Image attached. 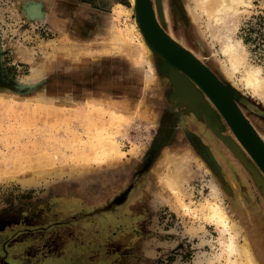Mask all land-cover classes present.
<instances>
[{
  "label": "rangeland",
  "instance_id": "rangeland-1",
  "mask_svg": "<svg viewBox=\"0 0 264 264\" xmlns=\"http://www.w3.org/2000/svg\"><path fill=\"white\" fill-rule=\"evenodd\" d=\"M162 2L166 29L232 87L264 138V94L229 69L199 2ZM238 7L233 37L264 73V0ZM258 16L263 34L244 29ZM141 40L133 0H0V231L10 229L14 245L45 227L31 237L39 245L28 255L33 264H230L244 233L255 244L264 232L258 166L199 89L251 170L220 136L243 173L233 179L215 169L178 128L149 156L160 128H173L168 111L183 102L160 54L140 53ZM211 204L232 227L210 217Z\"/></svg>",
  "mask_w": 264,
  "mask_h": 264
},
{
  "label": "bare ground",
  "instance_id": "bare-ground-1",
  "mask_svg": "<svg viewBox=\"0 0 264 264\" xmlns=\"http://www.w3.org/2000/svg\"><path fill=\"white\" fill-rule=\"evenodd\" d=\"M155 1H156L155 5L154 3H152V10H153L156 22L171 38L175 40L176 39L174 37L175 34L173 35L170 31L166 29L165 27L166 21L162 19V16H161L162 8H163L162 0H155ZM197 1L199 2L201 6L202 11L206 13L207 15L208 24L214 25V27L212 28L213 30L212 34L220 41V48H221V51L227 57V61L229 63V69L232 72H234V74L235 72L240 71L241 79L244 81V84L247 87L252 88L254 92L262 93L261 95L263 97L264 73L262 72V68L260 65L251 64L246 61V53H245V50H244V47L241 41L233 37V33L237 27V21H238V11H239L238 4L244 0H197ZM133 3L135 5L137 3V0H133ZM122 5L123 4H119L120 7ZM32 9L35 12L39 11V7L36 5L32 6ZM124 29L126 32L130 30V28H124ZM124 29H123V32H124ZM149 42L150 40L148 39V37L145 39L143 37V40H141L140 42V51H141L140 53L141 54H147L153 49L152 45ZM196 57L201 62H203L199 58V56H196ZM166 67L167 69L169 68L168 66ZM209 68L216 75V77L222 82L223 78L222 79L220 78L216 70L212 69L210 66ZM171 71H172V76H173L172 82L175 87L173 90L174 96H177L178 98H180V101L183 102V104L186 105L188 108L190 107L191 109H194V111L199 113L200 115H204L210 124L211 123L212 124L221 123L219 122L220 119H219L218 114L215 113V111L211 109V107L209 106V101L206 98L204 99L202 95L199 94L198 88L194 86L192 79L185 73H181L179 71L177 72L175 68H172ZM234 90L236 91V89ZM233 95L235 96V94L232 91V97ZM237 104L241 112L248 119L242 107L239 105L238 102ZM254 128L256 129L255 126ZM256 132L258 133V135H260V138L264 141V138L261 136L258 129H256ZM254 179L259 189L261 190L262 194L264 195V177L260 174L258 170L254 172ZM209 215L212 219L222 222L226 227L228 228L232 227V224L226 212L218 204L210 205ZM229 245L232 249L234 250L236 249V245L233 240H231ZM258 251L264 258V233L263 231H259V233L255 235V244L252 242L249 235L247 233H244L243 251L240 253L239 258L235 260L233 259L230 264H263L261 262L263 258L259 255Z\"/></svg>",
  "mask_w": 264,
  "mask_h": 264
},
{
  "label": "water",
  "instance_id": "water-1",
  "mask_svg": "<svg viewBox=\"0 0 264 264\" xmlns=\"http://www.w3.org/2000/svg\"><path fill=\"white\" fill-rule=\"evenodd\" d=\"M152 3V0H137V3L134 5V10L136 22L140 27L144 39L148 37L150 40L149 43L153 48L151 51L160 54L163 58L160 65L161 69L168 73L171 81H173L172 68H175L177 72L187 74L195 86L205 93L208 98L210 97L211 103L217 108L219 114L227 122L232 132L239 139L245 150L251 155L258 167L248 164L241 149L232 138L220 133L216 127L211 128L242 158L247 167H255L258 171L264 173V141L256 132L254 125L249 122L250 120L239 109L235 96L233 95L232 97V87L224 81L221 82L209 66L196 57L197 55L195 53L187 47V49L184 48V45L177 39L174 40L171 38L158 25L152 10ZM33 5L41 8V3L32 4L30 10L33 13H35L32 9ZM166 66L169 68L167 69Z\"/></svg>",
  "mask_w": 264,
  "mask_h": 264
},
{
  "label": "flooded vegetation",
  "instance_id": "flooded-vegetation-1",
  "mask_svg": "<svg viewBox=\"0 0 264 264\" xmlns=\"http://www.w3.org/2000/svg\"><path fill=\"white\" fill-rule=\"evenodd\" d=\"M171 92L173 91L171 90ZM204 98L206 97L204 96ZM170 110L171 112L168 111L167 114L172 120L171 123H169V125L170 127H173V128L168 129V130H166L164 127L160 128V132L156 135L149 149L150 157H153L164 147V145L167 143V141L172 136V133H174L176 128H178V132L179 131L182 132L187 143L192 145V147L195 148V150H197L198 153H200L203 156V158L212 165V167L217 169L215 164H219L222 167V169L226 172L225 174L229 175L233 179H237L238 172H241V174L243 173L240 165H238L235 162V160L232 159L230 154L228 155L226 151L223 149V147H225V144H223L224 142L221 140L218 134L214 133V131L207 124L205 119H200L197 116H195L193 112L185 110V106L183 104L181 105L178 103V104L172 105V108ZM219 122L221 123H219V125L216 126V129L220 133L234 138L233 134H231V131L226 128V125L224 124V122L222 121H219ZM218 151L221 152L220 153L221 156L218 154ZM127 194H128L127 192L120 193L116 197V201L125 200L127 197ZM262 201H263V198H262ZM262 208L264 211V206ZM44 228H39L37 230L29 231V232H34V233H29V235H27L26 238L16 241L15 242L16 244L14 245H10V243L8 244V240L5 239L7 235H10L11 233L10 229L0 231V246L1 245L2 247L4 246V249L8 251L7 254L9 257L11 256V254H13V250L18 252V254L16 255L17 259H14L17 261L13 260L15 263L18 262L17 264H33L28 259L29 258L28 255L30 254V251L35 250V248L39 245H37L36 241L33 240L31 237L39 238L40 235H36V234H42V232H45ZM32 234L35 236H32ZM42 261H44L42 264H52L51 258L50 259L45 258ZM36 264H39V263H36Z\"/></svg>",
  "mask_w": 264,
  "mask_h": 264
},
{
  "label": "crops",
  "instance_id": "crops-1",
  "mask_svg": "<svg viewBox=\"0 0 264 264\" xmlns=\"http://www.w3.org/2000/svg\"><path fill=\"white\" fill-rule=\"evenodd\" d=\"M124 2H118V4H123ZM8 251H6L4 249V246L2 247V245L0 246V264H17L14 261V259L16 258V255L18 254V252H16L15 250H13V254H11V256L9 257L7 254ZM14 260V261H13Z\"/></svg>",
  "mask_w": 264,
  "mask_h": 264
},
{
  "label": "trees",
  "instance_id": "trees-1",
  "mask_svg": "<svg viewBox=\"0 0 264 264\" xmlns=\"http://www.w3.org/2000/svg\"><path fill=\"white\" fill-rule=\"evenodd\" d=\"M262 19H263L262 16H258V21H257L256 24H250L249 26L244 27V29L248 30L249 32L257 29L258 31L261 32V34H263V32L261 31V29L258 28V26L261 25V23H262ZM248 38H249L248 35H245L244 36L245 41H248Z\"/></svg>",
  "mask_w": 264,
  "mask_h": 264
}]
</instances>
